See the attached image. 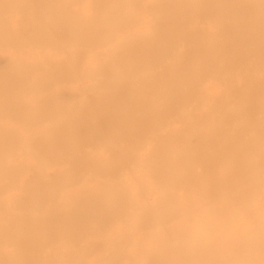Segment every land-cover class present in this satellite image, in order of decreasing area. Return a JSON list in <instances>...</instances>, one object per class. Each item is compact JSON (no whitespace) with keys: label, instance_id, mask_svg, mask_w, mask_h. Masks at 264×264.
<instances>
[{"label":"bare ground","instance_id":"6f19581e","mask_svg":"<svg viewBox=\"0 0 264 264\" xmlns=\"http://www.w3.org/2000/svg\"><path fill=\"white\" fill-rule=\"evenodd\" d=\"M262 159L261 0H0V264H264Z\"/></svg>","mask_w":264,"mask_h":264},{"label":"snow or ice","instance_id":"6c2138e0","mask_svg":"<svg viewBox=\"0 0 264 264\" xmlns=\"http://www.w3.org/2000/svg\"><path fill=\"white\" fill-rule=\"evenodd\" d=\"M261 4L264 6V0H261ZM262 179H264V159H262ZM242 225H247V228H251V224H248L243 218H240L238 223L228 226L227 230L234 240H242L246 235V232L241 230Z\"/></svg>","mask_w":264,"mask_h":264}]
</instances>
